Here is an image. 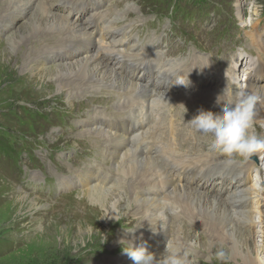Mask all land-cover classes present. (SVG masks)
Here are the masks:
<instances>
[{"label":"rangeland","instance_id":"rangeland-1","mask_svg":"<svg viewBox=\"0 0 264 264\" xmlns=\"http://www.w3.org/2000/svg\"><path fill=\"white\" fill-rule=\"evenodd\" d=\"M26 1L28 4L22 17L18 20L14 18L12 27L6 28L5 31L0 27V264H121L124 256L128 257L123 247L129 246L133 241L137 243L145 241L148 251L155 252L157 256L164 251L168 241L177 244V247L187 252L190 264H244V253L248 250L250 256L257 255L261 264H264V225L260 223V227L250 226L248 217L241 214L243 210L231 207L232 197L229 194L235 188L231 189V192L222 189L219 192L215 189L205 190L198 192L197 195L204 194L210 201L213 195L214 197L218 195L216 196L218 198L225 197L224 206L228 209L227 213H231L230 219L235 221L234 226L244 229L242 235L246 233L244 237L247 238L249 245L243 247L238 256H234L236 253H233L232 243H228V227L227 230L222 229V226L217 228L221 233L212 236L213 232L209 228L215 229V226L211 225V220L206 217L202 219V216L197 218L195 214L183 213L175 218L176 220L167 223L162 218H156L157 224L145 223L144 217L139 216L140 211L137 210L139 205L124 195L120 203L125 205L121 218L118 212L107 216L104 208L97 205L91 190L83 187L82 170L86 165L87 168L100 167L101 176L108 177L109 169L113 174L115 167L111 165V159L105 156L103 142L93 131L87 130L85 122L91 120L98 124L99 118L106 119L113 111H118L119 106L126 100L125 94H119L118 91H123L124 88L117 84L108 86V83H105L108 81L104 80L106 85H102V89L94 87L95 85L89 89L82 86L80 90L70 92L65 83L75 80L76 78H73L75 76H69L68 80H65L66 78L61 80L59 77L53 79L52 76L51 80L48 71L43 70L66 62L71 63L82 56L81 52L77 51L73 52L72 57L68 56L70 48H76L68 38L70 35L75 38H78V35L82 36L80 32L89 24L87 22L89 19H96L102 27H109L107 33L111 37L103 41L107 43L102 44L103 48L113 46L115 42L116 46L119 45L116 33L130 35L134 33V36H139L138 54L152 53V57L160 65L166 58L168 62L164 68L168 71L193 67L195 65L191 61L192 57L190 55L186 57L191 47L197 52L196 48L205 49L209 41H219L222 44L227 37L224 32L228 29L232 33L233 41L239 38L240 41H247L249 44L247 31L256 22H258L256 26L259 25L257 29L260 32L264 31L262 16L264 0H208V4L203 7H190L186 16L179 15L186 6L187 2L184 0ZM240 1L243 2V9L238 7ZM11 2L9 0L6 3L0 2V11L5 7L6 12H9L7 17L14 13L9 6L21 4L16 0ZM40 2L46 5V9L36 6ZM75 3L84 4L83 13L77 19L73 17V13L77 12L74 10ZM95 5L98 7L95 8ZM215 6H218V9L215 10ZM36 8L42 11L44 18H54V28L49 29L50 31L48 29L35 31L34 33H37L33 37L30 36L34 33L25 36L10 48L6 38L12 33L21 32L24 21ZM40 10L37 12H41ZM6 12L4 14H7ZM199 13H202L203 17H200ZM6 18L0 19V23ZM58 21L65 23L71 21L70 23L75 24L74 31L67 26L57 27ZM174 26H178V34L184 35L186 43L177 35L170 34L169 30ZM39 33L46 40L40 42ZM95 36L93 42H98ZM59 42H62L60 44L62 47ZM57 47L60 51L65 49L62 52L66 53L67 57L63 60L52 52ZM149 47L151 52H147ZM223 48L225 54L233 56L226 43ZM91 54L95 56L94 50ZM169 55L171 57H168ZM197 58H203L202 54L197 55ZM25 64L33 66L35 71L32 72ZM92 66L93 64L90 65ZM114 72L119 74L118 70ZM254 81L258 80L253 78L251 82ZM199 96H202V100H199L200 107L207 104L212 109L219 107L216 99L221 102L229 101V98L223 99L220 95L218 98L213 96V101L208 94ZM56 108L58 115L54 112ZM179 112L182 117L186 115L188 118L190 115V112L182 108ZM59 119L64 123L62 124ZM187 124L190 125L188 122ZM188 130H192L193 137L210 150L208 135L197 132L192 127ZM256 135L264 138V126L259 128ZM210 151L217 158L235 163L237 170L243 172L233 181L234 187L240 188L244 182L242 177L248 176L246 169H252L249 180L245 178L247 181L244 189L258 191L261 203L258 209L264 210V159L261 158L255 163L251 156L243 158L234 155L230 158ZM255 155L262 156L257 153ZM139 173L137 172V176ZM237 174L234 171L231 175ZM151 181L155 184L156 178ZM180 184L184 185L181 182ZM99 185L104 190L115 191L108 181ZM136 189L140 190L141 194L145 193L147 185H137ZM131 192L139 197L133 190ZM174 192L171 189V194L164 195L160 200L171 198ZM21 194L28 195L29 199L17 200ZM187 201H192V198H188ZM30 203L34 205L31 206ZM242 204L244 206V202ZM254 207V203H250L246 210H252ZM239 213L241 216H238ZM249 218L255 219L256 223L259 215L252 213ZM205 222L209 224L206 225ZM259 229H262L263 233L259 232ZM212 241L216 242L215 246L208 250L205 245ZM100 242H104L105 247L104 251L98 252L96 246ZM219 242L227 243V247L221 246ZM241 243L238 241L237 248ZM254 243L255 248L252 247ZM221 252L224 254L222 258L217 255ZM126 264L134 262L130 259Z\"/></svg>","mask_w":264,"mask_h":264},{"label":"bare ground","instance_id":"bare-ground-1","mask_svg":"<svg viewBox=\"0 0 264 264\" xmlns=\"http://www.w3.org/2000/svg\"><path fill=\"white\" fill-rule=\"evenodd\" d=\"M6 1L7 0H0L1 3H6ZM11 1H13V0H9L10 3H12ZM16 1L21 2V4H16L15 6H9L13 9V12H14V13H11L9 15V17H7V15L9 14V12H6L7 8L3 7V9L0 11V19L1 20H4L7 17L4 22L0 23V27H3V28H1L2 31H5L6 28H8V27H12L14 18H16L18 20L20 17H22V14L25 13V11H26L28 1H26V0H16ZM36 6L38 8L43 9V10L46 9V5L42 2L38 3ZM97 7H98V5H95V8H97ZM238 7H239V9H241L243 7L242 1H240V3H238ZM38 8H36L34 11H32L29 14L28 18L25 17L26 20L24 21V26H23L21 32H18L16 34L12 33L10 37L8 36L6 38V42H8V46L10 48H13L17 43H19V41L23 37L29 36L32 33H34L35 31L41 32L40 31L41 29H48L49 30L51 28H54V25H53L54 18H51V19H46L47 17L44 18L42 11ZM37 10H40L41 12L38 13ZM83 10H84L83 7L76 10L77 12L73 13L74 19L79 18L82 15ZM45 11H47V10H45ZM254 11H256V9ZM5 12L7 14H4ZM236 16H237V14H236ZM59 19L64 20L63 18H59ZM94 20L95 19H92V20L89 19L87 21L89 24L86 25L85 29L82 32H80V35H82L83 37L79 36L77 34L78 38L72 37L73 35L72 36L70 35V38H68L76 46V48H70L71 51H70L68 56L72 57L73 56L72 54L74 51L81 52L82 56H79L80 57L79 59H75V60L71 61V63L66 62L67 64L63 63V64L56 65L55 67H51V68L43 69V70L48 71V73L51 77V80H52V76H53V79H55L56 77L57 78L59 77L61 80L63 78H66L65 80H68V79H70L69 76H75L73 78H76L78 80L75 79L73 81H69V82L65 83L66 87L68 88V91H70V92L75 91V90H80L82 88V86H87L89 89V88L93 87V85H95L94 87L100 89L102 85H106L105 83H108V86L114 85V84L115 85L117 84V85L129 86V89H132L134 92L142 93L146 102L148 101V98L155 97L154 103H155V106L157 108H154L153 106L148 105V112H149V114L152 112L155 116L158 117L159 112L161 111V106L163 104L164 105L167 104V100L162 97L163 94H161V91L163 89H166L167 91H169V83L167 82V79H168V76L172 74V72L168 71V70H165L162 72H157L158 76H160V79L157 82L158 88H155L152 82L149 83V81L152 78V72L149 74L141 73L140 70H138L136 68H132V67L128 66L127 64H122L119 60H117L118 55H122L123 57H128L130 59H135V57L137 55L133 54V53H128V52L135 50L137 48L136 47L137 45L133 42H136L138 40L139 36H137V35L134 36V33H132L130 35L128 33L119 34V33L114 32L118 36V39H117L119 42L118 47H115V44H116V42H115L113 46L110 45L108 47L105 46V48H103L102 46H104V45H102V44L105 41L109 40V38L111 37V35H109V33H107V29L109 27H106V26L102 27L97 22V20H96V22H94ZM70 22L65 23L62 21H58L56 26L60 27V28H61V26L62 27L67 26L71 31H74L73 26L75 24L70 23ZM108 23H109V21H108ZM257 23L258 22H256L254 25L251 26L252 32H249L248 34H249L250 38L252 39V41L257 42L258 47L264 53V34H262L261 32H257L258 31L257 27H256ZM77 25L82 26L80 24H77ZM78 30H80V29H78ZM71 31H70V33H71ZM36 33L32 34L30 37H33ZM94 36L97 37L98 42H93ZM99 36L101 39L99 38ZM131 37H132L133 42L131 40ZM58 39H60V38H58ZM43 40H46V38L43 37L39 33V41L43 42ZM23 42H25V41H23ZM50 43H52V42H50ZM61 43L62 42H59L58 44L60 45ZM56 44H57V42H56ZM63 44L66 45L65 42ZM104 44L106 45L107 43H104ZM32 45H33V43H32ZM150 45H153V44H150ZM69 47H72V46H69ZM92 48L94 50L95 56H93V54H91ZM101 48H103V50ZM62 51H65V49H63ZM62 51H60V48L57 47L56 50H53L52 52L53 53L55 52L57 54V57L59 59L63 60L65 57H67V54L63 53ZM243 60H246V58ZM251 61H252V59H251ZM31 63H32V61H31ZM91 64H93L92 67H90ZM25 65L28 66V68H31L32 72L35 71V69L33 70V66H29L27 64H25ZM102 68H103V70H101ZM36 69H37V67H36ZM113 70L114 71L118 70L119 74L122 77L117 76V74ZM137 73H139L142 77L137 78L136 77ZM249 73H250V71H249ZM229 74L231 76V79L233 81L232 83L234 85V87L232 89L228 90L227 88H225L226 86H223L218 81H215L213 83V85L208 86L206 88L197 89L194 86H191L187 80L181 79L180 82H183L185 84L180 83V90H179L178 96H184L185 100H187L190 96L189 92H192L193 90L199 91V92L216 91L217 93L224 91L227 93L228 97H232L235 99V95L239 90L243 89V90L250 91L253 94H255L261 98L260 101L256 105V112H257L256 122H261V123H263V126H264V79L260 80L259 74L255 73V72L251 73L248 76V78L245 79V81H244L245 84L243 85V87H241V84H240L241 79H239L237 77V75L235 74L233 69L229 72ZM263 74H264V72H263ZM63 76H66V77H63ZM253 78H254V80L257 79L258 81L251 82L253 80ZM112 79H113V82H112ZM104 80L108 81V82L104 83ZM138 85L142 86L141 90H139ZM150 88L153 90L152 94L148 93ZM233 101L234 100L230 101V103ZM128 103L130 104V107H131L130 110H134L136 106H140L139 101L133 100V101H129ZM122 116H124V115H122ZM153 120L156 121V118L154 117ZM103 123L108 126V128L110 129V131L113 135L108 134L101 126H99L97 123H95L91 120L86 121L85 125L87 127V130L93 131L94 134L97 136V138L100 139L101 142L104 143V142H107L110 139H112L113 142L116 143L115 146L113 147V151L107 153L106 156H110L112 159L111 161H113L116 164V167H115L116 170L115 171L121 175L123 180L113 184V188L112 187L111 188L114 189L115 191L104 190L100 187V185L94 184V182L91 178V172L88 171L87 165L82 170V180L84 182L83 187L84 188L86 187L89 190H91V193L93 195V198L97 202V205H99L102 209L104 208V213L107 214V216L110 217L112 215H115L116 212L119 213V216L121 215V212H123L125 205L120 204V203L122 202L121 201V199L123 198L122 195H124L125 198H129L133 202L135 201L134 204L139 205V209H137V210L140 211L139 216L144 217L145 223L151 222L154 224L156 219L153 215L155 213V209H157V207H158L156 197L162 196V192H152V195L154 198H150L147 200L141 199L139 197L134 196V194L132 192H130V191L128 192L123 181L126 179L127 176H135L138 167H141L144 170V172L149 173L150 169L154 168L155 164H159L158 170L166 175V180L164 182L158 181V184L156 186L163 187L166 185V189H169L171 185H177V184H180V182L183 183L184 185L180 184L182 187H178V192L175 191L174 193L185 196V197L192 198V201H186L185 206L189 209L190 212H194V213L198 212L196 216L199 217L200 216L199 214H201L203 217L209 218L211 220V225L214 224V226L216 228H221V226H222L223 227L222 229L227 230V227H228V230H229V235H228V241L229 242L228 243H232L231 247H232L233 253H236L234 256L240 255L243 247H247V246L249 247V245H247V243H248L247 238L244 237L246 235V233H245V235H242L244 233V229L242 230V228L240 229V228L234 226L235 221L234 220L232 221L231 220L232 218L230 219L231 213H229V214L227 213L228 209L226 206H224V205H226L225 204V202H226L225 197L219 196V198H218V197H216V196H218L216 194H215L216 195L215 197H214V195L213 196L211 195L213 197V199H212V201H210L207 198V196L204 194L197 195L194 192L193 188L190 187L188 180L186 178H184L183 176H179V172L170 166L168 161L172 160L171 159L172 157L175 158L176 161L181 159L179 156V152L176 149L177 135H175V133H167V134L163 135V137H160L161 139L165 140L166 146L163 148L161 153H157V152H154L152 149L145 151L142 147H139L137 145V142L140 141V139L138 136H133L134 131L131 133H128V128L122 127L121 124H118L119 130L116 131L115 130L116 124H113L112 120L104 121ZM143 133L147 134V135L151 134V136H152L153 132H152V130H150L148 132L142 131L141 134L143 135ZM169 135H170V139H168ZM158 136H159V134L154 135L155 138H159ZM129 142H131L133 144V146H135L134 160L132 162H129V163H124L119 159L118 153L123 151V156L129 155L132 151V148L127 147ZM200 152H201L200 150H197V153H200ZM259 154H262L261 157L264 159V152L260 151ZM209 162L215 163V167L223 168L224 162H221V159H212ZM138 172H139V169H138ZM246 172H248L249 174H252V169L247 168ZM237 173H238V175H240L242 172L237 171ZM245 178L246 177H243V181H245ZM131 181H132V184L135 186L136 180L132 179ZM150 182H151V180H148L146 182L142 181L141 184L145 183L147 185ZM245 183L246 182H243V184L241 185L239 190H237V188L235 189L234 196H232V198H231V207H235L237 209L243 210L241 212V214H242V216L245 215L246 218L248 217V222L250 223V226L255 225L254 227H257V226L260 227V223H263V225H264V210L260 211L258 209V205L259 206L261 205L259 198H258V191L257 190L251 191L250 189L249 190L244 189L246 187ZM198 185L202 186L201 183H198ZM191 191H193V193H191ZM88 193H90V191ZM134 193L137 196L141 195V194H138L136 192V190H134ZM250 198H252L254 201L251 200ZM18 199H19V201H27V199H29V196L21 194L19 197H17V200ZM243 202H244V206L242 204ZM250 203H254V206H255L254 209L246 210L248 204H250ZM30 205L33 206L34 204L30 203ZM127 205L128 204H126V206ZM145 205H153V206L150 209L149 207H146ZM151 210L153 211V213L151 215H149L151 213ZM252 213H258V215H259V219L256 220V223H255V219L249 218V217H251ZM241 214L238 216H241ZM120 218H121V216H120ZM243 218H245V217H243ZM230 220L232 221L233 224L231 223ZM239 220H240V218H239ZM156 224H157V221H156ZM247 226H249V225H247ZM208 227H209V225H208ZM212 230H213L212 236L220 234V231L215 230V229H212ZM259 232L263 233V230L259 229ZM221 236H223V235H221ZM131 238H132V236H131ZM214 241H215V239H214ZM238 241H240L242 243H241V246L237 248ZM215 243L216 242L212 241L211 243L206 244L205 247L206 248L208 247V250H210V248L215 246ZM219 243L221 246L226 245V247H227V243H221V242H219ZM174 245L177 246V244H174ZM252 247L255 248V243ZM186 250H188V246L186 247ZM188 259H189V256H188ZM244 259H245V263H248V264H261L260 258L257 255L250 256L249 250L244 253ZM129 261H130V258L124 256V259L120 263L126 264Z\"/></svg>","mask_w":264,"mask_h":264},{"label":"clouds","instance_id":"clouds-1","mask_svg":"<svg viewBox=\"0 0 264 264\" xmlns=\"http://www.w3.org/2000/svg\"><path fill=\"white\" fill-rule=\"evenodd\" d=\"M260 99L252 92L241 89L231 103L217 99L219 111L201 108L188 123L197 132L210 137V150L230 158L234 155L247 158L264 151V138L251 131ZM123 251L134 264H190L187 252L169 241L159 256L148 251L145 241H133L123 247ZM217 255L221 258L224 256L222 252Z\"/></svg>","mask_w":264,"mask_h":264}]
</instances>
